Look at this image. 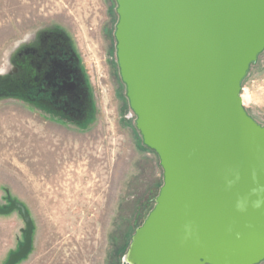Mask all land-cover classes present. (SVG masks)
Segmentation results:
<instances>
[{
    "label": "water",
    "instance_id": "water-1",
    "mask_svg": "<svg viewBox=\"0 0 264 264\" xmlns=\"http://www.w3.org/2000/svg\"><path fill=\"white\" fill-rule=\"evenodd\" d=\"M116 2L121 78L136 127L164 171L156 205L123 260L261 263L264 126L246 111L242 85L264 51V0ZM17 72L3 59L0 77ZM9 202L0 214L17 212L25 227L5 264H18L32 252L35 225L25 204Z\"/></svg>",
    "mask_w": 264,
    "mask_h": 264
},
{
    "label": "rangeland",
    "instance_id": "rangeland-1",
    "mask_svg": "<svg viewBox=\"0 0 264 264\" xmlns=\"http://www.w3.org/2000/svg\"><path fill=\"white\" fill-rule=\"evenodd\" d=\"M116 0H0V64L20 33L66 27L98 109L87 130L66 129L18 102L0 104V204L26 205L33 249L18 264H127L133 236L164 184L155 151L136 127L120 74ZM246 111L264 126V51L243 81ZM23 219L0 214V264L18 250ZM259 264H264L262 261Z\"/></svg>",
    "mask_w": 264,
    "mask_h": 264
},
{
    "label": "flooded vegetation",
    "instance_id": "flooded-vegetation-1",
    "mask_svg": "<svg viewBox=\"0 0 264 264\" xmlns=\"http://www.w3.org/2000/svg\"><path fill=\"white\" fill-rule=\"evenodd\" d=\"M4 59L18 72L0 77V104L21 103L71 130H87L96 123L94 94L66 27L56 22L29 27L10 43ZM7 200L0 205H9Z\"/></svg>",
    "mask_w": 264,
    "mask_h": 264
},
{
    "label": "clouds",
    "instance_id": "clouds-1",
    "mask_svg": "<svg viewBox=\"0 0 264 264\" xmlns=\"http://www.w3.org/2000/svg\"><path fill=\"white\" fill-rule=\"evenodd\" d=\"M256 206L259 207V204H257ZM187 232H188L189 235H190V233H191V229H190V227L187 229ZM186 238H187V237H186Z\"/></svg>",
    "mask_w": 264,
    "mask_h": 264
},
{
    "label": "bare ground",
    "instance_id": "bare-ground-1",
    "mask_svg": "<svg viewBox=\"0 0 264 264\" xmlns=\"http://www.w3.org/2000/svg\"><path fill=\"white\" fill-rule=\"evenodd\" d=\"M129 258V257H128ZM131 259V258H130Z\"/></svg>",
    "mask_w": 264,
    "mask_h": 264
},
{
    "label": "trees",
    "instance_id": "trees-1",
    "mask_svg": "<svg viewBox=\"0 0 264 264\" xmlns=\"http://www.w3.org/2000/svg\"><path fill=\"white\" fill-rule=\"evenodd\" d=\"M244 81V80H243ZM243 86V85H242Z\"/></svg>",
    "mask_w": 264,
    "mask_h": 264
}]
</instances>
